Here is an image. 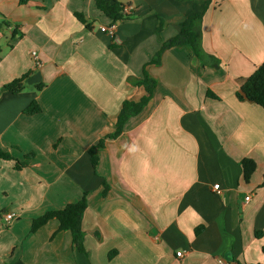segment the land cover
<instances>
[{"label": "crops", "instance_id": "1", "mask_svg": "<svg viewBox=\"0 0 264 264\" xmlns=\"http://www.w3.org/2000/svg\"><path fill=\"white\" fill-rule=\"evenodd\" d=\"M114 1L129 19L110 36L94 0H0V90L29 74L21 92L0 91V148L32 154L20 170L0 159V225L13 215L0 264H264V108L236 98L264 62V0H211L204 58L163 50L147 66L150 100L94 149L93 168L89 149L145 95L143 67L202 2ZM32 101L41 112L25 115ZM244 158L256 165L247 182ZM84 194V252L56 219L31 231Z\"/></svg>", "mask_w": 264, "mask_h": 264}, {"label": "trees", "instance_id": "2", "mask_svg": "<svg viewBox=\"0 0 264 264\" xmlns=\"http://www.w3.org/2000/svg\"><path fill=\"white\" fill-rule=\"evenodd\" d=\"M178 2H187L194 0H175ZM96 8L100 13L108 20V25H112L117 21H125L129 19V13L125 12V9L130 8L129 6L122 5L114 0H94ZM211 4V0H202L200 8L197 11L189 14L185 21L181 24V28L178 34L163 43L160 51L157 54V58L152 59V62L146 64L142 69V78L138 81V85L144 88L145 95L138 101L124 100L121 104L118 116L115 121V129L111 134L106 135L103 139L99 140L98 143L89 149V154L92 162L93 168L97 165V156L94 153V149L102 148L104 139H115L118 137L124 128L126 121L133 116L140 113L143 107L151 98L152 91L156 85V81L147 71V66L149 64H158V57L163 50L171 46H184L189 52L197 58L203 59L205 54L201 49V32L200 23L204 13L208 10ZM77 19L81 23H85L81 15H76ZM88 29H91L89 25H85ZM162 26L161 21L158 24L157 31L160 30ZM29 74H24L19 78L13 79L7 84L1 87V92H10L16 94L24 89L25 82ZM42 85L36 86L39 90ZM211 96V95H210ZM213 96V95H212ZM215 98V96H213ZM236 98L239 101H247L253 103L257 106L264 108V62L255 68V70L250 74L246 80L241 84L238 91L236 92ZM41 112L40 105L32 101L24 110L25 115H33ZM32 154L24 155V160L20 161L11 156V154L0 148V159L11 161L13 167L16 170L25 168ZM240 166L242 169L244 180L247 182L254 172L256 165L252 159L244 158L240 161ZM86 194H84L78 201L68 203L63 208L58 210H51L45 212L40 217L32 220L31 231L34 232L36 229L44 225L47 221L51 219H56L58 222L57 231H69L72 236V244L77 248L78 251L84 252L83 240L84 232L81 229V220L83 213L86 209ZM1 213V210H0ZM197 231V230H196ZM113 254L108 255V259L111 258Z\"/></svg>", "mask_w": 264, "mask_h": 264}, {"label": "built area", "instance_id": "3", "mask_svg": "<svg viewBox=\"0 0 264 264\" xmlns=\"http://www.w3.org/2000/svg\"><path fill=\"white\" fill-rule=\"evenodd\" d=\"M128 11H129V8L128 9L126 8L125 9V12L128 13ZM99 30L102 31V32H106L110 36H113L114 33H115L116 28H115V26L113 24L112 25H109V26H102L101 25V26H99ZM31 57H32V60L34 61V66L35 67L40 66V62H39V59H38V54H37L36 51H32L31 52ZM218 187H219V185L216 184V185L213 186V189L215 191H218ZM244 199H245V201H248L249 200V196H246ZM12 219H13V215L12 214H5L4 215V222L0 225L1 229L3 227H7V225L9 224V222ZM177 256L178 257H181L182 256V253H177ZM227 264H233V263H227Z\"/></svg>", "mask_w": 264, "mask_h": 264}, {"label": "rangeland", "instance_id": "4", "mask_svg": "<svg viewBox=\"0 0 264 264\" xmlns=\"http://www.w3.org/2000/svg\"><path fill=\"white\" fill-rule=\"evenodd\" d=\"M26 155H28V154H26ZM22 160H24V156L21 157L20 161H22ZM29 161H30V160H29Z\"/></svg>", "mask_w": 264, "mask_h": 264}]
</instances>
